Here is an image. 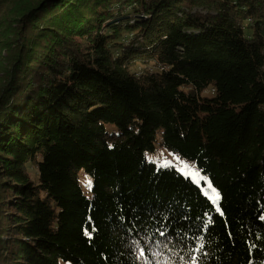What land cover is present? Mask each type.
<instances>
[{
    "label": "trees",
    "instance_id": "1",
    "mask_svg": "<svg viewBox=\"0 0 264 264\" xmlns=\"http://www.w3.org/2000/svg\"><path fill=\"white\" fill-rule=\"evenodd\" d=\"M16 12L0 51V264H264V0Z\"/></svg>",
    "mask_w": 264,
    "mask_h": 264
},
{
    "label": "rangeland",
    "instance_id": "2",
    "mask_svg": "<svg viewBox=\"0 0 264 264\" xmlns=\"http://www.w3.org/2000/svg\"><path fill=\"white\" fill-rule=\"evenodd\" d=\"M25 0H12L8 4H6L3 9L0 11V51L2 48V44L6 40L8 28L10 26V22L16 18L17 15V5L20 2H24ZM27 1V0H26ZM160 158L159 154H154L149 156V159L157 160ZM168 160L175 163L173 158H169ZM163 162H167L163 160ZM177 164V163H176ZM177 166L180 167V171L186 177H189L196 185H198L203 193L210 199L212 204L216 207L218 211H220V199L217 201L216 193L218 192L215 188L210 185L209 179L205 176L199 169L195 168L188 161L181 160V165L178 163ZM7 179L0 175V184ZM219 193V192H218ZM9 197L6 192L2 190V186L0 185V217L5 220L8 217L10 212L9 207H6V198ZM6 226H8V222L5 220ZM7 237V236H6ZM60 264H69L65 262H61Z\"/></svg>",
    "mask_w": 264,
    "mask_h": 264
},
{
    "label": "snow or ice",
    "instance_id": "3",
    "mask_svg": "<svg viewBox=\"0 0 264 264\" xmlns=\"http://www.w3.org/2000/svg\"><path fill=\"white\" fill-rule=\"evenodd\" d=\"M89 186H91V182L90 181H89ZM216 199H217V201L220 199V194L218 192L216 193ZM140 255H143V251H141Z\"/></svg>",
    "mask_w": 264,
    "mask_h": 264
}]
</instances>
